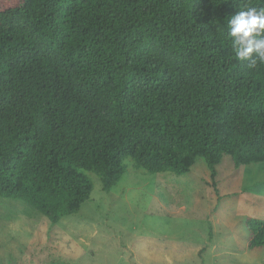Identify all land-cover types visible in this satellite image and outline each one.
I'll return each instance as SVG.
<instances>
[{"label": "trees", "instance_id": "16d2710c", "mask_svg": "<svg viewBox=\"0 0 264 264\" xmlns=\"http://www.w3.org/2000/svg\"><path fill=\"white\" fill-rule=\"evenodd\" d=\"M251 7L264 0H0V199L55 224L88 200L87 171L109 189L126 160L182 175L202 158L211 178L225 156L264 162V64L235 57L227 24ZM243 218L264 249V217Z\"/></svg>", "mask_w": 264, "mask_h": 264}, {"label": "rangeland", "instance_id": "374dc122", "mask_svg": "<svg viewBox=\"0 0 264 264\" xmlns=\"http://www.w3.org/2000/svg\"><path fill=\"white\" fill-rule=\"evenodd\" d=\"M125 164L109 189L85 172L88 200L55 224L0 199V264H264L243 223L264 217V162L234 169L225 156L214 178L202 158L182 175H142Z\"/></svg>", "mask_w": 264, "mask_h": 264}, {"label": "clouds", "instance_id": "9594fccd", "mask_svg": "<svg viewBox=\"0 0 264 264\" xmlns=\"http://www.w3.org/2000/svg\"><path fill=\"white\" fill-rule=\"evenodd\" d=\"M235 57L250 69L264 64V9L239 11L227 21Z\"/></svg>", "mask_w": 264, "mask_h": 264}]
</instances>
